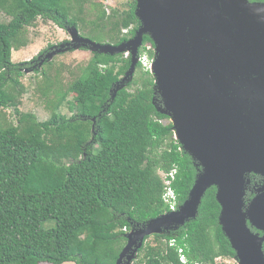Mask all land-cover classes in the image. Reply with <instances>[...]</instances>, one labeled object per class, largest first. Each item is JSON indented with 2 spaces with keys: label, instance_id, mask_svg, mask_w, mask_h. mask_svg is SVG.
I'll return each instance as SVG.
<instances>
[{
  "label": "trees",
  "instance_id": "1",
  "mask_svg": "<svg viewBox=\"0 0 264 264\" xmlns=\"http://www.w3.org/2000/svg\"><path fill=\"white\" fill-rule=\"evenodd\" d=\"M73 10L70 0H0V11L10 17L0 18V264H116L129 231L170 210L160 173L177 168L172 186L182 204L199 172L172 122H164L169 117L154 104L155 79L141 62L112 98L131 55L93 52L67 89L56 88L46 121L20 109L21 67L31 62L15 63L13 51L28 46L27 28L40 17L63 29L86 27ZM135 10V0L111 13L102 7L87 34L100 43L124 42L140 26ZM149 44L154 47L145 35L140 53ZM53 87L47 77L45 97ZM66 102L71 116L61 110ZM220 211L211 187L195 219L152 235V241L147 236L133 264H182L179 249L189 264H231L236 252L219 223Z\"/></svg>",
  "mask_w": 264,
  "mask_h": 264
},
{
  "label": "water",
  "instance_id": "2",
  "mask_svg": "<svg viewBox=\"0 0 264 264\" xmlns=\"http://www.w3.org/2000/svg\"><path fill=\"white\" fill-rule=\"evenodd\" d=\"M135 1L140 26L134 37L118 45L100 43L71 26L68 44L104 54L130 53V68L111 90L114 98L133 80L148 35L154 43V104L200 168L177 210L129 231L116 264H133L147 236L195 219L211 187H216L219 223L238 264H264V184L249 203L245 199L247 175L264 176V1Z\"/></svg>",
  "mask_w": 264,
  "mask_h": 264
},
{
  "label": "rangeland",
  "instance_id": "3",
  "mask_svg": "<svg viewBox=\"0 0 264 264\" xmlns=\"http://www.w3.org/2000/svg\"><path fill=\"white\" fill-rule=\"evenodd\" d=\"M130 1L70 0V3L74 7L72 14L81 17L86 24V27L78 28L79 34L91 39L92 37L87 34L88 29L92 27L90 23L97 19L99 10L102 7H105L108 13H111L114 8H127ZM82 6L83 12L79 13V7ZM0 18L2 21L10 20V17L2 11H0ZM25 37L28 41V46L20 50H14L12 54V59L15 63L31 62L30 65L21 67L23 71L21 81L25 90L21 96L20 109L25 112L34 113L40 121H46L51 115L47 103L55 97L56 88L63 87L64 90L67 89L70 83L79 77L81 68L87 65L93 57V52L87 47L75 48L73 45H69L71 34L68 29H63L54 21L41 17L33 26L27 28ZM50 53H53L51 59L48 58L49 56L47 57ZM42 70L47 73V77L52 78L54 81V87L48 92L46 97L43 90L46 86L47 77L42 74ZM68 99L72 101L73 95L70 94ZM61 110L67 116L72 115L70 105L67 102L62 105ZM5 112L9 121H16L12 110H6ZM169 121L165 120L164 122L167 123ZM44 226L51 227L53 223H45ZM150 236V241H152L153 237L152 235ZM222 263L226 264L225 261H222ZM227 263L238 264L236 258L229 260V262L227 261Z\"/></svg>",
  "mask_w": 264,
  "mask_h": 264
},
{
  "label": "built area",
  "instance_id": "4",
  "mask_svg": "<svg viewBox=\"0 0 264 264\" xmlns=\"http://www.w3.org/2000/svg\"><path fill=\"white\" fill-rule=\"evenodd\" d=\"M152 45L147 46V50L145 49L142 54H140L139 61L141 62L142 66L145 70H151V65L153 59L150 57L148 50H152ZM129 52H126V57L129 55ZM177 168L172 169L170 172H161V176L163 178L165 184V192L163 194L164 201L170 206L169 211H175L179 208L180 204L178 203V197L175 189L172 186L173 180L176 178ZM174 241H172V245ZM180 253V261L182 264H189L188 258L184 254L183 249H179ZM192 264H200L198 262Z\"/></svg>",
  "mask_w": 264,
  "mask_h": 264
},
{
  "label": "flooded vegetation",
  "instance_id": "5",
  "mask_svg": "<svg viewBox=\"0 0 264 264\" xmlns=\"http://www.w3.org/2000/svg\"><path fill=\"white\" fill-rule=\"evenodd\" d=\"M252 1V0H251ZM151 45V44H149ZM148 46V45H147ZM153 47V46H152ZM142 48V47H141ZM154 49V47H153ZM146 50H147V47H146ZM151 51V50H148V52ZM153 59V58H152ZM171 121V120H170ZM248 178H250V184L248 185L249 188L247 190V193L250 192L251 193V197L249 200H247V198L245 197L246 199V202L249 203V201L251 199H253V197L256 195V191L255 189L262 186L264 184V176H262L261 174H256V173H251V174H248L247 175ZM247 193H246V196H247ZM254 231H257L256 229H253Z\"/></svg>",
  "mask_w": 264,
  "mask_h": 264
},
{
  "label": "clouds",
  "instance_id": "6",
  "mask_svg": "<svg viewBox=\"0 0 264 264\" xmlns=\"http://www.w3.org/2000/svg\"><path fill=\"white\" fill-rule=\"evenodd\" d=\"M152 50H154V49H152ZM140 54H142V53H140ZM130 55V54H129ZM140 62V61H139ZM151 71V70H150Z\"/></svg>",
  "mask_w": 264,
  "mask_h": 264
}]
</instances>
